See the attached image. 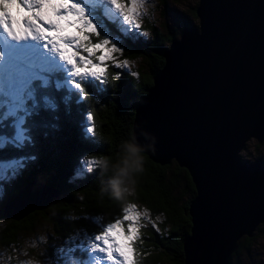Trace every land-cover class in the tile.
<instances>
[{"label":"water","instance_id":"water-1","mask_svg":"<svg viewBox=\"0 0 264 264\" xmlns=\"http://www.w3.org/2000/svg\"><path fill=\"white\" fill-rule=\"evenodd\" d=\"M194 14L197 24L170 39L136 102L130 142L190 178L183 264H229L236 241L264 221V169L237 155L248 138H264V0H197ZM58 198L30 181L2 216L18 220Z\"/></svg>","mask_w":264,"mask_h":264},{"label":"trees","instance_id":"trees-1","mask_svg":"<svg viewBox=\"0 0 264 264\" xmlns=\"http://www.w3.org/2000/svg\"><path fill=\"white\" fill-rule=\"evenodd\" d=\"M191 14L195 16L194 8ZM187 25L192 24L190 21H183L161 33L154 25L145 24L142 29L147 31V39L130 40L121 35L126 57H141L147 62V74L138 84L129 73L111 67L108 70V84L104 86V90L100 91L89 85L90 97L80 103L73 99L64 104L62 97L65 93L54 91L53 95L59 105L58 112H43L39 119L53 122V116L58 117L54 121L58 125L57 129L34 130L35 143L23 151L11 146L0 150V160L21 155L34 157L20 174L11 180L0 198V221L4 222L0 227V244L14 242L20 232L31 229L38 219L49 224L54 234L60 238L80 229L89 233L97 232L98 226L90 222L93 218L98 217L102 223L114 220L121 216V211L127 203L135 202L147 207L152 213H162L164 219L157 231L150 227L145 228V241L143 240L140 246H135L134 258L137 264L152 263L156 259V250H161L164 255L169 253L168 264H183L181 243L190 227L187 205L194 195V188L186 170L172 160L168 164L158 165L140 153L142 170L135 173L132 194L124 199L114 198L108 190V181L113 175L111 166L119 164L126 155L124 145L125 142H130L136 102L151 86L152 75L163 64L161 54L166 48V43ZM110 26L116 31L114 25L110 23ZM116 73H120L118 79ZM88 110L93 111L96 125L95 135L91 139L86 138L83 133L84 117ZM7 131L10 132V129ZM88 156H95L99 165L92 172L76 178L74 170L79 166L81 159ZM105 160L109 165L108 170H105L102 164ZM171 165L173 171L166 175L165 172ZM180 173L185 178L186 193L189 195L183 203H178L179 197L174 196L178 187L177 175ZM30 181L56 189L59 198L18 220L3 217L4 202ZM70 213L74 215H69ZM253 238L252 235L243 236L242 241L248 245ZM237 251L236 242L231 255ZM147 252L150 253L145 255Z\"/></svg>","mask_w":264,"mask_h":264},{"label":"snow or ice","instance_id":"snow-or-ice-1","mask_svg":"<svg viewBox=\"0 0 264 264\" xmlns=\"http://www.w3.org/2000/svg\"><path fill=\"white\" fill-rule=\"evenodd\" d=\"M146 2L0 0V150L11 146L23 151L35 143L34 130L57 129L54 121L58 117L53 116V122L39 119L43 112H58L54 91L65 93L64 104L73 99L80 103L90 97L89 85L104 90L108 84L109 61L118 69L128 66L127 60L120 61L115 54L124 51L120 47L121 35H147V32H138L143 15L140 9ZM12 4L26 9L29 15L16 20L8 11ZM68 27L75 30L74 34H65ZM119 75L115 74L117 79ZM95 130L93 111L88 110L84 117V136L93 138ZM33 159L21 155L0 160V182L16 178ZM98 165L95 156L81 159L74 170L75 177H83ZM147 217V210L141 213L130 203L122 209L120 217L103 225L98 233L77 232L60 249L62 264H137L134 242L140 239L141 219ZM125 222L127 242L120 244L113 232L125 228Z\"/></svg>","mask_w":264,"mask_h":264},{"label":"rangeland","instance_id":"rangeland-1","mask_svg":"<svg viewBox=\"0 0 264 264\" xmlns=\"http://www.w3.org/2000/svg\"><path fill=\"white\" fill-rule=\"evenodd\" d=\"M196 4L197 0H147L143 8L140 9V12L143 13V15L139 20L141 28L138 30V32H147L142 29L143 25L145 24L154 25V27H156L161 33H165L167 28H174L183 21H190L192 25H195L197 24V19L195 16H192L191 11ZM8 11L10 12L11 16L18 21L22 20L26 15H29L26 9L22 7L18 8L15 4L10 5ZM74 32L75 30L70 27L65 29V34H74ZM148 36L149 35L147 33L146 36L137 34L135 36H127V38L130 40L139 38L147 39ZM176 37H178V35ZM123 42V38L121 37L120 47L124 45ZM168 44L169 42L166 43V46H168ZM82 54L87 55V53L83 52ZM99 54L100 53H97V55ZM125 54L126 53L124 52L122 54H115L118 60H127L129 62L127 67L119 69L129 73L133 77L135 83L138 84L142 77L147 74V62L141 57L129 59ZM108 64L109 66L107 68V72L111 67H114L110 61ZM237 155L242 162H260L264 169V138L259 142H257L253 137L248 138L244 142L242 149L238 151ZM172 171L173 169L171 165L165 174L169 175ZM177 177L178 187L174 191V196L179 197L178 203H183L188 199L189 195L186 193L185 178L183 174L180 173L177 175ZM10 183L11 181L0 182V198L6 192L8 184ZM36 187L32 188L33 192L37 190ZM130 203L136 205L137 209L141 213H143L144 210H147L149 213V217L141 219V226L138 230L140 239L134 242L135 246H140L143 240L145 241V228L150 227L157 231L163 224V214L159 212L152 213L147 207L135 202H129L124 207ZM69 215L74 214L70 213ZM115 219L102 223L100 220H98V217L93 218V221L90 222L98 226L97 232L89 233L84 229H80L70 233L64 238L57 237L49 224L41 219H38L31 229L20 232L14 242H11L7 245L0 244V264H21V262L24 261H33L34 264H48L49 261H51L52 264H62L59 253L60 249L64 247L66 239L77 232H79L81 235L84 233L96 234L101 230L103 225H106L109 222H114ZM3 224L4 222L0 221V227H2ZM126 224L127 222H125V228H118L113 232V236L120 244H125L127 242L126 236L128 233L126 231ZM252 236H254V238L248 245H246L244 240L242 241V237L236 241L238 243V251L230 255L229 264H264V221L256 226L254 231H252ZM142 246L145 248L144 243ZM150 247L151 246H149V248ZM125 251H127V249H125ZM149 253L150 252H147L145 255H148ZM154 253L156 259L149 264H168L170 262V255L168 252H166L164 255L161 250H156ZM77 255L80 254L77 253ZM104 264H111V262H104Z\"/></svg>","mask_w":264,"mask_h":264},{"label":"clouds","instance_id":"clouds-1","mask_svg":"<svg viewBox=\"0 0 264 264\" xmlns=\"http://www.w3.org/2000/svg\"><path fill=\"white\" fill-rule=\"evenodd\" d=\"M124 151L126 155L119 164L112 165L113 175L108 181V190L116 199H124L133 193L135 184V173L142 170V148L134 142H125ZM105 170L109 165L106 160L102 161Z\"/></svg>","mask_w":264,"mask_h":264},{"label":"bare ground","instance_id":"bare-ground-1","mask_svg":"<svg viewBox=\"0 0 264 264\" xmlns=\"http://www.w3.org/2000/svg\"><path fill=\"white\" fill-rule=\"evenodd\" d=\"M243 146H244V145H243ZM243 146H242V147H243ZM241 149H242V148H241ZM262 167H263V166H262ZM230 262H231V261H230Z\"/></svg>","mask_w":264,"mask_h":264}]
</instances>
